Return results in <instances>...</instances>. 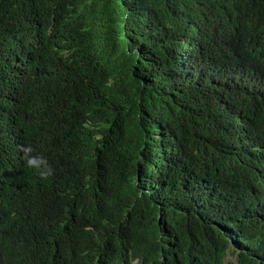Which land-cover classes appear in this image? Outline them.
<instances>
[{
    "label": "trees",
    "instance_id": "16d2710c",
    "mask_svg": "<svg viewBox=\"0 0 264 264\" xmlns=\"http://www.w3.org/2000/svg\"><path fill=\"white\" fill-rule=\"evenodd\" d=\"M135 262L264 264V0H0V264Z\"/></svg>",
    "mask_w": 264,
    "mask_h": 264
},
{
    "label": "clouds",
    "instance_id": "9594fccd",
    "mask_svg": "<svg viewBox=\"0 0 264 264\" xmlns=\"http://www.w3.org/2000/svg\"><path fill=\"white\" fill-rule=\"evenodd\" d=\"M22 151L25 167L32 170L42 181H47L54 176V169L51 165L47 163L41 154L35 153L31 146H25Z\"/></svg>",
    "mask_w": 264,
    "mask_h": 264
},
{
    "label": "rangeland",
    "instance_id": "374dc122",
    "mask_svg": "<svg viewBox=\"0 0 264 264\" xmlns=\"http://www.w3.org/2000/svg\"><path fill=\"white\" fill-rule=\"evenodd\" d=\"M230 258H232V256ZM135 264H136V262H135Z\"/></svg>",
    "mask_w": 264,
    "mask_h": 264
}]
</instances>
